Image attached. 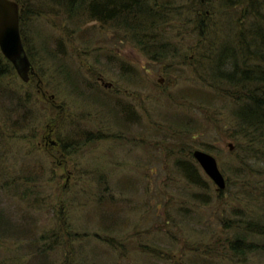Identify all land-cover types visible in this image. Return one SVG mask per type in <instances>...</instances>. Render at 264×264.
<instances>
[{"label":"rangeland","instance_id":"374dc122","mask_svg":"<svg viewBox=\"0 0 264 264\" xmlns=\"http://www.w3.org/2000/svg\"><path fill=\"white\" fill-rule=\"evenodd\" d=\"M32 1L23 31L36 76L25 83L0 58V264H37L32 246L62 224L87 264H264V194L244 187L264 188V132L248 146L255 134L236 118L248 96H264V79H226L232 59L217 62L241 33L242 6L161 0L168 18L151 48L165 57L153 60L132 31ZM247 8L264 17V0ZM240 54L264 78V55ZM194 150L216 159L223 190ZM179 159L201 186L187 182Z\"/></svg>","mask_w":264,"mask_h":264},{"label":"trees","instance_id":"16d2710c","mask_svg":"<svg viewBox=\"0 0 264 264\" xmlns=\"http://www.w3.org/2000/svg\"><path fill=\"white\" fill-rule=\"evenodd\" d=\"M15 1L20 6V36L25 51L29 59H31L32 56L25 40L23 30L24 25L28 23L32 15L36 14L32 13V11H35L37 7H35L36 5L33 4L32 0ZM160 1L161 0H47V2L59 4V7L62 6V8L73 16L84 17V21L98 22L103 26L117 25L119 29L125 30L126 33H130V31H132L133 38H131V40L135 43L137 42V44L142 46V48H147L148 50H146L145 54L153 60H160L165 57L164 55L157 56L151 48V46L154 45V42L158 39L157 36L163 31V25H165L163 21L165 18H168L165 8L160 9ZM166 1L165 5H168L169 0ZM224 3L232 10H234L237 6H242L241 11L234 10L235 13L239 12L238 14H240L238 18L234 20V24L237 28H240L241 33L239 31L237 32L236 40L233 39L231 42L232 44L222 43V47L217 52V62L219 64H224L225 58L232 59L233 69L225 73V78L237 81L249 80V78H253L256 82L264 79L260 76L263 74L260 69L257 67L253 68L251 65H246L245 62L240 64L239 61L242 59H239L238 57L239 52H241V57L244 56L245 58L251 55L255 58H260V61L262 60L264 53L262 54L260 52V48L261 44H264V17L261 18L253 12H250L247 8V0H224ZM207 8L208 7H206V9ZM196 13L198 14V11H196ZM251 14L254 16L252 19L255 20V25L254 27H250L248 25L247 28V20ZM156 32H158L157 35ZM62 46L64 45L58 43L59 49L62 48ZM251 49H253L254 52H251ZM1 56L2 55L0 53V58ZM3 60L5 61L3 68L14 71L12 65L5 60L4 57ZM123 66L124 64H121V67ZM251 73L253 75L252 77ZM238 75L241 77H238ZM24 98L25 97L22 96V94H18L16 97V99L19 100H23ZM236 118L239 121V124L243 126V129L253 131L255 134L254 139L248 140L250 143L248 146H250L252 142L259 143V140L262 141V135L260 132H264V96L257 94L248 96L247 103H242L237 108ZM254 150H256V147H254ZM261 150L262 149H260L259 153L263 154ZM176 167L181 171L187 182L196 186H201V178L192 163L179 159L176 162ZM24 176V178L28 180L29 177L33 175H28V177L24 174ZM260 182L261 180H258L255 183L249 182L247 185H244V187H246L249 191L251 188L255 190L256 187L262 189L261 194L263 195L264 188L258 186L261 185ZM3 185L2 188L4 187ZM3 221L5 220L0 217V225ZM61 228V231L52 229L49 233L40 235L37 245L32 246L34 256L37 258L39 257L37 264H52L53 261L49 259L51 254H53L51 252L60 254L59 256H61V258L58 260L60 264H87V260L85 262V259L77 258V253L74 250L73 242L78 239L77 234L71 230L70 226H66L65 224H62ZM47 234H50L48 236L50 237V241L49 243L43 244V236ZM235 244L236 243L232 244V249H235ZM58 261L56 260L57 263H59ZM28 263L30 264V262Z\"/></svg>","mask_w":264,"mask_h":264},{"label":"water","instance_id":"95a60500","mask_svg":"<svg viewBox=\"0 0 264 264\" xmlns=\"http://www.w3.org/2000/svg\"><path fill=\"white\" fill-rule=\"evenodd\" d=\"M19 12L20 6L15 0H0V53L12 65L17 76L26 83L36 74L20 36ZM103 84L111 86V83ZM228 147L232 149L233 145L229 143ZM192 157L218 190H223L225 179L216 159L202 150H194Z\"/></svg>","mask_w":264,"mask_h":264},{"label":"flooded vegetation","instance_id":"af4514ba","mask_svg":"<svg viewBox=\"0 0 264 264\" xmlns=\"http://www.w3.org/2000/svg\"><path fill=\"white\" fill-rule=\"evenodd\" d=\"M34 76H36V75H34ZM106 87H108V86H106ZM110 87V86H109Z\"/></svg>","mask_w":264,"mask_h":264}]
</instances>
